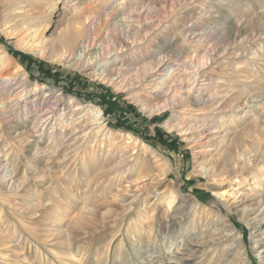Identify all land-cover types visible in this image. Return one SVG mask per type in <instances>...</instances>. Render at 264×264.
I'll use <instances>...</instances> for the list:
<instances>
[{"label":"rangeland","instance_id":"374dc122","mask_svg":"<svg viewBox=\"0 0 264 264\" xmlns=\"http://www.w3.org/2000/svg\"><path fill=\"white\" fill-rule=\"evenodd\" d=\"M5 2L0 47L11 56L8 72L20 65L29 84L18 102L40 103L23 124L46 111V90L51 97L62 92L66 105L39 123L43 152L32 159L6 136L17 99L0 89V105L8 106L0 107V165L13 168L29 190L23 201L0 188V264H264V130L252 129L264 113V38L221 52L230 23L249 30L263 22L264 29V0H32V28L48 26L39 52L22 48L24 33H7L13 14ZM70 25L83 31L79 44L89 45L83 64L98 48L101 58L88 67L58 60L57 40ZM122 38L128 46L114 65L109 51ZM167 54L173 78L160 90L167 85V94L184 95L173 109L150 112L138 93L132 98L94 74ZM195 69V86L184 87ZM34 82L43 86L35 98ZM188 90L204 96L190 104ZM150 97V104L158 101ZM92 104L101 119L80 139L88 126L80 114ZM224 151L232 154V170L216 172L213 162ZM35 201L41 208L29 207ZM217 236L225 240L208 251Z\"/></svg>","mask_w":264,"mask_h":264},{"label":"bare ground","instance_id":"6f19581e","mask_svg":"<svg viewBox=\"0 0 264 264\" xmlns=\"http://www.w3.org/2000/svg\"><path fill=\"white\" fill-rule=\"evenodd\" d=\"M31 3H32V0H6V2L4 3V8L7 10V12H12V14H13V15H10V17H12V19L7 20V24L12 23V28H10L7 31V33L12 34V35L24 33L21 37L25 36L26 38H28V40L24 43L22 48H24L27 51H34V52L36 49H38V52H39L41 50V48H38V46L41 47L42 43L44 42L42 32H44L48 26H47V23H38L32 28V17L33 16L32 17L30 16V12H32ZM55 3L56 2H52L50 4L49 8L51 10L54 9ZM10 17L8 16V18H10ZM252 20H253V17H252ZM262 23L254 22V24L252 25V27L249 30H248L247 25H244L243 22L230 23L228 25V30L226 31L225 36H224L226 40H225V45L221 49V52H225L226 49L232 50V49L238 48L247 42L254 41L253 39L264 38V29L261 30V28H262L261 26L263 25ZM251 24H252V22H251ZM10 26H11V24L7 25V27H10ZM76 28H77V26H71V25L68 27H64L59 39L57 40V42H59L60 48H61L60 53L58 54V60L59 61L66 60V59L73 60L74 62L71 61L72 64L70 62L71 65H74L77 61H80L83 64L84 57L89 52V45L88 44H86V45H84L82 43L79 44V38L84 34H83V31L81 29H76ZM122 39L123 40H121V42L119 43V45L116 48H113L109 51V55L111 57L112 64L114 62H116V60H118L120 53L122 52V49L124 47L128 46L127 43L126 44L124 43V42H126V39H124V38H122ZM222 41H223V39H222ZM222 41H220V42H222ZM76 42H78V44L75 45L76 46L75 50H72V48H74L73 45ZM91 42H92V37H90V39H89V43H91ZM220 54L221 53L217 54L215 56V58L219 57ZM98 57H99L98 48H96L93 52L89 53V57L87 58L88 60L85 61V63L83 64V67H88L89 64L95 62V60ZM99 58H101V57H99ZM171 58H173L172 54H167L165 57H161V58H158V59H155V60L149 62L151 64L148 63L146 65L140 66L139 68H133L131 70L128 69L124 65V63L122 62L119 65H117L116 67H112L111 69L101 68L98 71H96V73H94V74L97 75L98 77H101V78L107 80V81H110V83H112L114 86H116L117 89L127 90L128 92H130L132 94V96L135 95V93H138V95L141 98H143V99H141L143 101H140V103H142L144 108H148V110L150 112L163 111L165 109H173L177 104H179L180 98H182L184 95L181 94V95H179V98H178L176 96L175 92H173L172 94H167L166 92L169 89V86H167V85L163 87V89L165 88L164 92H162L160 90L161 86L164 83L168 84L172 81V78H173L172 72L174 71V68L172 69L169 66L170 63L173 61V60L172 61L170 60ZM10 60H11L10 54H8L5 49L0 47V89L5 90V92H3V93H6L5 94L6 96L13 95L14 96L13 100L17 99V101H14L13 103L11 102L12 103L11 107H13V109L11 107L10 108H11V110H13V114H15L16 119L12 120L10 122V125L7 128V131L5 130L6 136L8 137L10 142L14 141V142H18V144H23V145H21V147L18 146V147H20L19 150L20 151L22 150L21 152H25L26 154L25 153L24 154L27 157L32 158V157H34V155H38V154L40 155V153L42 154V152H43V151H40L38 148V145H39L38 144L39 143L38 138H41L43 133H44L45 128L43 126L45 125L46 121L48 120L47 117H49L51 115L53 116L54 114H56V111H58L59 109L64 111L66 101H65V98H64L62 92H59V93H57L51 97L52 91L46 90L45 95H44L45 96L44 100H46L48 98H52L51 103L48 105L46 111H44V112L42 111L40 114H38L34 118L33 123H31L30 126L24 125L23 122H25L27 120V117L32 114V111H36L35 109L38 107V105L40 103L34 102V100L28 102L24 99H23V103L18 102V99L20 98V93H24V95H26V93L28 92V85H29L28 84V78H27V75L25 74V71L22 69V67L20 65L13 67V69L8 72ZM115 64L116 63H114V65ZM159 70H161L163 72V74H156L155 71H159ZM168 70H171V71H168ZM254 73H256V71ZM199 75H200V72L198 70H196V69L193 70L190 73L184 87L192 88L193 86H195V83H196ZM34 87L35 88H34L33 95L35 98L38 91L43 89V86L41 87L40 84H38L37 82H34ZM134 89H140V90H136L137 92L136 91L133 92ZM147 89H150V91H147ZM2 90H0V91H2ZM140 91H142V92H140ZM194 91L189 92V90H188L187 94H185V97H184V100H186L190 104L198 103V101H200L201 98L204 96V95H201V97H197V95H194V93H196ZM3 95L4 94L0 95L1 99L4 98ZM151 95H153V98L158 99V101L154 104H150V102H148V97H150ZM135 96H137V94ZM132 98H135V97L133 96ZM150 98H152V97H150ZM48 101H50V100H48ZM0 102H4V101H0ZM72 102H73V99H71L69 103H72ZM0 107L1 108L2 107L7 108L8 106L5 103L3 105L1 104ZM95 107L96 106L92 104L89 107V109L86 111V113L80 114L81 116H84L86 118V119H84V123H88L87 124L88 126H86V128H85L86 132L83 131L84 134L83 135L81 134L82 136L80 137V139H82V137H84L88 133V131L91 129L90 125L98 123V121L101 119V110L98 107L97 108H95ZM81 116H79V117H81ZM0 119H1V117H0ZM40 122L43 123V126L39 124ZM263 123H264V113L257 116V121H255L254 124L252 125L253 131L254 132L260 131L262 133V131L264 130L263 129V127H264ZM54 124H55V122H54ZM32 127H33V130H32ZM248 127L251 128V125H248ZM74 129L76 131V128H74ZM74 129L71 128V131ZM98 131L102 132L103 136H105V137H108L110 135L109 130H106L105 127L102 129L99 127ZM53 132H54V127H53L52 131L50 132V135ZM32 137H33V140H32ZM30 138H31V140H30ZM75 138H76V136H75ZM77 138H79V137L77 136ZM28 139H29V141H28ZM9 140H8V142H9ZM47 142L48 141H45L44 143L47 145ZM8 145H9V143H8ZM39 146H41V145H39ZM47 147H48V145H47ZM16 149H18V148L16 147ZM44 150H46V149L44 148ZM31 151H33V152H31ZM46 151H44V152L46 153ZM0 152H2L1 148H0ZM16 154H17V152H16ZM64 154L67 155L66 153H64ZM64 154H62V155L64 156ZM222 156H223V153H222ZM255 156H257V155L255 154L253 156V159H252L253 161L255 159ZM4 158L5 159L7 158V154L4 156ZM34 160H35V158H34ZM38 161H40V160H38ZM34 162H36V161H34ZM7 163H8V161H7ZM232 163H233V159H232L231 152H225L224 157L216 159L213 162L212 167L215 169L216 172H217V169H220L219 170V171H221L220 173L231 172ZM4 165H5V163H4ZM31 172H32V170H31ZM88 183H89V181H88ZM0 188L5 192L8 191L9 195H10V193H12L15 196L19 195L23 199V201L29 195V192H28L29 190H26V188L23 185V182L20 180V178L15 177L14 172H13V168H10L9 165L7 167H3V165H0ZM13 195H11V196H13ZM6 196H4V197H6ZM2 197H3V195L1 196V198ZM7 197H9V196H7ZM174 198H175V196L171 195L168 203H171V201H173ZM262 198H264V197H262ZM123 201H125V199H123ZM40 203H41L40 201H37V202L35 201L29 207L31 209L33 208V210H34L40 206ZM216 207H218V206H216ZM27 208H26V210H27ZM39 208H41V207H39ZM263 208H264V201H262V208L260 210H263ZM28 211H30V210H28ZM257 215H258V213H256L253 216V219H256L255 217H257ZM228 235H231V234H228ZM66 236H68V235H66ZM261 238L259 239L260 241H261ZM224 240H225L224 238H221L218 236L215 238L213 237L212 239L208 240L209 242L206 243L205 245L208 246L207 247L208 251H210V250L216 249L218 246H220V244Z\"/></svg>","mask_w":264,"mask_h":264}]
</instances>
